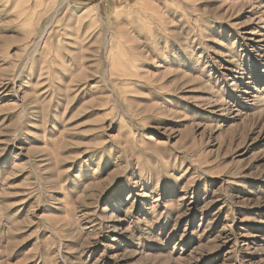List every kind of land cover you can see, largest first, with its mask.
I'll return each mask as SVG.
<instances>
[{"label":"rangeland","instance_id":"rangeland-1","mask_svg":"<svg viewBox=\"0 0 264 264\" xmlns=\"http://www.w3.org/2000/svg\"><path fill=\"white\" fill-rule=\"evenodd\" d=\"M0 264H264V0H0Z\"/></svg>","mask_w":264,"mask_h":264}]
</instances>
